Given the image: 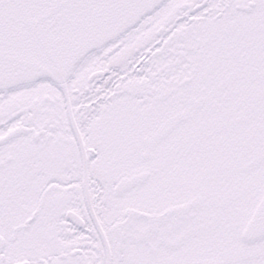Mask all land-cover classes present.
Masks as SVG:
<instances>
[{"label": "snow or ice", "instance_id": "snow-or-ice-1", "mask_svg": "<svg viewBox=\"0 0 264 264\" xmlns=\"http://www.w3.org/2000/svg\"><path fill=\"white\" fill-rule=\"evenodd\" d=\"M0 264H264V0H0Z\"/></svg>", "mask_w": 264, "mask_h": 264}]
</instances>
